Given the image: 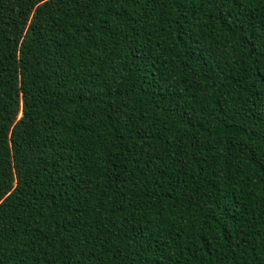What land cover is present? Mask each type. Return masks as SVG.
<instances>
[{
    "label": "trees",
    "instance_id": "16d2710c",
    "mask_svg": "<svg viewBox=\"0 0 264 264\" xmlns=\"http://www.w3.org/2000/svg\"><path fill=\"white\" fill-rule=\"evenodd\" d=\"M0 264H264V0H0Z\"/></svg>",
    "mask_w": 264,
    "mask_h": 264
}]
</instances>
